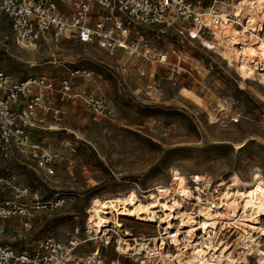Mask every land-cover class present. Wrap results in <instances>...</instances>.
<instances>
[{"label":"rangeland","instance_id":"374dc122","mask_svg":"<svg viewBox=\"0 0 264 264\" xmlns=\"http://www.w3.org/2000/svg\"><path fill=\"white\" fill-rule=\"evenodd\" d=\"M0 33L8 36L0 46V69L22 78L48 70L61 77L69 74L64 66L79 68L83 76H75L73 90L85 89L100 97L107 110L106 116L99 115L79 97L57 101L66 130L51 137L50 149L57 156L49 178L15 154L0 160V174L28 187L24 201L49 203L31 216L6 220L0 244L20 250L45 236L66 241L75 228L79 232L91 228L86 221L93 197L133 190L140 199H148L157 186L173 185L172 168L184 174L195 192L199 185L193 184V174L207 178L209 192L232 174L241 179H250L254 172L264 176V90L257 77L241 81L236 66H229L215 50L199 43L151 39L144 58L122 50L110 54L92 45L67 44L54 54L57 68H53L47 63L52 59L48 50L41 48L32 56L14 44L8 30L1 28ZM172 49L178 53L172 54ZM159 51H169L167 63H158ZM220 104L226 110L221 111ZM2 195L11 197L12 192L5 188ZM129 219L116 217L120 227L146 236L155 233L151 225L157 223ZM91 252L90 241L80 244L74 255ZM253 257L249 264H255ZM142 258L121 256L111 243L101 246L97 260L139 264L147 260Z\"/></svg>","mask_w":264,"mask_h":264},{"label":"built area","instance_id":"2783aa9c","mask_svg":"<svg viewBox=\"0 0 264 264\" xmlns=\"http://www.w3.org/2000/svg\"><path fill=\"white\" fill-rule=\"evenodd\" d=\"M219 2L0 0V32L1 28L8 30L14 44L32 56L41 48L48 50L52 59L47 63L53 68H57L54 54L67 44L92 45L110 54L122 50L129 55L148 58L151 39L199 43L205 47L202 39L213 40V28L225 21L226 16L217 7ZM7 39L6 34L1 36L0 33V46ZM171 53L178 52L172 49ZM168 54L169 51H159L158 63H167ZM64 69L69 72L66 76L59 77L48 70L29 73L22 78L12 77L0 69V160L15 154L31 162L37 174L49 178L55 172L53 160L57 156L50 149L51 137L57 131L66 130L62 126L64 111L57 106V101L79 97L97 114L107 115L100 97L85 89L73 90L75 76H83L82 70H70L67 66ZM85 74L90 76V72ZM60 147L65 146L60 144ZM4 187L11 190V197L2 195ZM28 194L27 186L18 185L13 176L0 174V235L6 232V220L31 216L34 209L49 204L29 205L23 200ZM106 231L108 237L111 235L109 244L113 243L116 250V237L122 232L116 233L113 223L106 226ZM93 240L100 241L104 247L109 245L105 243L103 231L94 234L88 227L83 232L75 228L73 236L66 241L45 236L20 250L0 244V264H72L75 249ZM171 240L165 239L166 246L174 248Z\"/></svg>","mask_w":264,"mask_h":264},{"label":"bare ground","instance_id":"6f19581e","mask_svg":"<svg viewBox=\"0 0 264 264\" xmlns=\"http://www.w3.org/2000/svg\"><path fill=\"white\" fill-rule=\"evenodd\" d=\"M217 7L226 16L225 21L213 28V40L202 39V43L229 66H236L241 81L257 77V84L264 90V0H220ZM223 105H219L221 111L227 108ZM242 145L243 142L236 144V148ZM172 175L171 187L157 186L145 200L133 190L93 197L86 224L95 234L103 231L105 243L109 244L111 235H106V226L113 223L116 233L122 232L116 237L115 251L121 256L147 259L142 258L139 264H249L251 255L255 264H264L263 175L254 172L250 179H241L232 174L221 179L212 192L206 191L209 183L204 175L191 176L193 184L199 185L198 192L177 169L172 168ZM116 217L121 221L131 218L157 223L151 225L155 233L146 236L120 227ZM233 230V238V233H224ZM166 238L172 239L173 250L166 246ZM91 242L93 252L84 257L73 254L72 264H101L97 259L104 244Z\"/></svg>","mask_w":264,"mask_h":264}]
</instances>
